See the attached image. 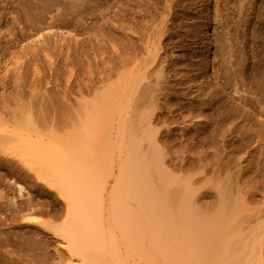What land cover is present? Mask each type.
Here are the masks:
<instances>
[{
	"label": "bare ground",
	"instance_id": "bare-ground-1",
	"mask_svg": "<svg viewBox=\"0 0 264 264\" xmlns=\"http://www.w3.org/2000/svg\"><path fill=\"white\" fill-rule=\"evenodd\" d=\"M126 1V4L131 2V0ZM180 1L183 2V0H164V5H162L159 0H151L149 3L152 7H147V5L142 9L140 8V12H138V9V17H134L136 12L133 11V6L127 5L124 9L123 0L115 1L117 9L114 10H117V14L115 11L116 17L114 18L117 21L115 22L117 23L116 34L118 38H116L115 49H113L114 44H112V49L115 50L116 55V61H114L116 65L114 64L115 72L111 71V73H114L115 83L114 79H112V84L108 81L114 87L112 88L109 85V89L108 87L105 89L103 87L106 83H102V88L105 91H102V88L101 91L104 94L102 96L99 91L100 93L98 92L99 94L94 97V102H98V104L93 103V109L89 106L92 101H85V103H89L85 106H82L84 103L79 102L82 104H79L81 105L79 109H85L84 115H87V118L84 119H86L85 121L89 119V122H87L92 128H89V125L83 120V111H78L77 114L76 110L74 114L79 116V113H81L82 115L79 118H82L83 122L80 119L81 122H76L78 119L76 115L77 119L76 117H72L75 118L73 120L71 117L69 118L71 119L69 124L73 127L72 123L75 121V124L82 126L81 130L72 133L73 135H67L68 137H61L63 139L55 138L54 141L44 142L41 138H33L29 135L32 132L38 133L36 131L37 121H33L35 119L31 118V114V116L24 114L26 117L22 115L24 118L19 115L18 120L15 117L16 122L19 123L18 128L28 131L27 135L15 134L14 138L17 141L15 149L20 153L23 162H26V166H29L28 168L34 172V175H37L42 183L44 182L65 202V208L67 209L65 222L59 226L54 225L55 227L52 224H44L46 226L50 225L51 228L48 230L54 231L59 238L65 240L66 244H62V248L64 247L66 251L64 253L55 252L57 255H54V252L53 254L44 251L39 253L31 250H29L31 253L23 254L21 252L19 254L9 252V249H5V252L3 247V250H0V264H264V179L259 178L260 172L258 174L256 172L258 169L249 171L255 163L258 166L264 163V127L257 132L255 131V135L253 134L247 140L248 145L244 150L245 153L235 161L233 167L229 168L232 162L223 161L219 156L214 157V161L211 160V215L202 212L198 207L199 201L205 195L203 188L207 187H193L195 182L198 184L208 179L207 165L205 164L206 154L201 153L198 155L188 146L183 149L170 148V146L163 148L158 142V135L161 131L158 125L161 124L165 129L164 138H172L174 132L180 130L181 137L185 141H193L194 137L201 133L204 134L211 126V122H208L209 116L206 117L204 114L206 106L214 100H219L221 106L226 107L225 104V106L222 105V98H218L217 90L210 88L208 82L200 79L201 75L198 74L200 70L194 71L185 64L186 58L184 59L183 49L179 44L183 43L181 46L186 49L189 44L187 42L198 45L199 41H195V29L193 32V28L190 26L192 23H189L190 25L187 23L185 36L180 33L183 25L179 27V31H174L178 27L177 21L180 16L174 9ZM185 1L189 2V11L191 9L207 21V14L204 11L207 4L202 3L200 0L198 2L194 0L196 3L192 2L193 0ZM243 3H246V1H240L241 9L239 11L241 12L237 13L238 18H236L242 21L243 25L239 22L242 26H235L240 28L235 29L233 27L235 33L230 34L233 36L231 39H229L230 35L228 38L219 37V33L220 40L215 41L214 49L216 51L214 52L215 56L213 55L215 60H213L216 63L213 75H215L214 79L218 83L220 82L224 88L232 89L230 93L238 94V109H244L250 104L252 109L259 107L264 113V84L261 86L264 83V66L259 69L261 74L252 80L251 77L247 76L246 67L242 66V64L245 65V63H242L243 60L248 61L247 57L250 54L247 57L244 54L245 59L241 60L238 69L237 66L233 65L234 61L231 62L233 48L240 44L241 49H244L249 43V37H247L249 32L246 33V27L253 23L252 15L254 11L252 10L253 12L249 14V10L244 15L242 13L245 7ZM237 5L234 12H236ZM218 12L222 14L220 11ZM193 22H195L194 18ZM205 22L203 23L205 24ZM225 27L223 28L227 31L229 25ZM123 33L125 40L123 39ZM174 37L176 40H174ZM123 40L125 44H123ZM259 40L263 41V39ZM254 41L256 43L257 38ZM204 45L206 46V44ZM201 48L204 49V47ZM247 50L249 49L247 48ZM191 52L192 50L190 54ZM194 54L196 55V53ZM218 62L222 63V68L220 66H218V69L216 68ZM246 66H248V63ZM3 77L0 79H3ZM104 77L106 79V76ZM2 81H5V79ZM6 84L4 83V85ZM3 90H6V88ZM100 94L102 98L96 100ZM235 105L237 104L233 106ZM88 108L91 112L87 111ZM8 110L7 114L10 111ZM13 113L12 115H15L16 112ZM7 114L2 115L7 116ZM226 118L228 119V117ZM2 119H5V117ZM8 119L10 118L6 117L5 119L7 122L4 120L7 124L10 121ZM13 120L14 117L11 118V121ZM214 120H216V117ZM4 121L2 120L5 125ZM2 122H0V125H3ZM16 122L14 125L17 124ZM96 125H100V127L96 128ZM109 125H111V129L114 125V129L109 128L112 131L110 132L112 139L109 133L108 136L106 135L109 132L107 129ZM78 126L74 125V127H77L76 130L80 128ZM84 126L86 129H83ZM98 129L102 131V135L101 132L97 131ZM252 130L250 129V131ZM192 132L194 134H191ZM102 136L104 142L101 141V146H97L99 141L96 139L99 137L98 139L102 140L100 139ZM160 139L162 140V138ZM95 141H98L96 142L98 144H95ZM241 141L243 140L241 139ZM196 143L194 144L196 145ZM194 144L192 143V145ZM110 145L114 146V151L118 154L116 158L111 157L115 153L111 151L113 147ZM96 146L101 149L105 146L103 147V149H107L104 150L107 152L105 155H108L109 149L112 148L110 152L113 154L110 156L111 153L109 152V156L104 157L103 154L101 158L99 155L101 149L97 150L99 151L98 154ZM96 153L98 154L97 157ZM186 153L199 159L200 167L198 171L200 172L194 171L192 173L194 180L191 177V182L179 183V179L177 180L173 176L174 171L171 174V169L168 170V167L165 166L166 162L164 160L169 158L174 162L181 157H187ZM185 159L187 160V158ZM118 161H120L118 165L119 172L116 173ZM182 162L184 163V160ZM175 164L173 165L175 166ZM166 165L168 166L167 163ZM225 168L227 172L223 175V169ZM198 174L202 176V179ZM112 178L114 184L109 191V179ZM181 184L184 186H181ZM157 185L160 186V191L157 189ZM19 191H21V188ZM175 192L181 194L176 209L173 206ZM106 200L109 202H106ZM105 202L110 204L107 212L110 215L106 214L107 217H110V220L104 215ZM33 221L37 222V220ZM33 237L30 236L31 239L27 237L29 240L21 238V241L18 242L20 246H27V249H29L28 247L37 246L41 242L37 237ZM7 241L10 240L4 238V235L0 238V243ZM17 247L19 248V246ZM20 249L19 251H21ZM45 250H47L46 247Z\"/></svg>",
	"mask_w": 264,
	"mask_h": 264
},
{
	"label": "rangeland",
	"instance_id": "rangeland-1",
	"mask_svg": "<svg viewBox=\"0 0 264 264\" xmlns=\"http://www.w3.org/2000/svg\"><path fill=\"white\" fill-rule=\"evenodd\" d=\"M115 1L117 2V0H0V78L4 76L3 79H5V81L2 82L1 80L3 79H0L1 82L0 85H2L0 86V113H1L0 116L2 118L5 117V119L6 117L10 118L8 119V121L10 120L9 124H7L6 123L7 120L2 119L0 117L1 119L0 122H2V120L6 121V122L4 121L5 125L3 124V122H2L3 125H0V236L3 237L4 235V238L10 240L7 242L0 243L1 251L3 249L4 251L5 249L6 250L9 249V252H14L19 254L21 252L23 254L31 253V251L42 253L44 251V252H50L51 254H53L54 252V255H57V253L55 252L64 253L66 251L64 247L62 248V246L66 244L65 240L59 238V236H57V234L54 231L51 232L50 230H48L51 228L50 226L51 224L53 227H55L56 225L59 226L65 222V219L67 218V209L65 208L66 207L65 202L62 199H60L56 195V193L52 191V189H50L46 184H44V182L42 183L41 179L37 175H34V172L28 168L29 166L28 167L26 166V162H23L24 160H22L23 158L20 157L21 156L19 155L20 153L17 152V149H15V144L17 143L16 138H14L15 134L22 133V135H27L28 133V131L18 128L19 123L16 122L15 117H17L16 119L18 120L19 115L21 117L22 115L25 116L26 114L29 115L31 114L32 115V116L30 115L31 118L33 117L32 119H35L33 121L35 122L37 121L36 122L37 124L35 123L37 125V130L36 128L35 130L38 133L32 132L29 135H31L33 138H41L44 142H48L50 140L52 141L53 139L55 140V138L63 139L61 137H65V136L68 137L69 134L73 135L72 133H76L81 130L82 126L80 127V125L78 126L77 124H75L74 123L75 121L73 122L74 124L72 123L73 127L70 126L69 123H71V119L72 120L75 119L72 117H76L78 111L80 112L82 110L83 120L85 121L86 119L84 118L85 117L87 118V115L86 116L84 115L85 109L84 110L79 109V107L83 103L84 104L82 106H85V104L89 105V103H85V101L89 100L90 102L92 101L90 103L91 105L89 106L90 108L92 107L91 109H93L92 105L93 103L94 104L96 103L94 102L95 101L94 97L98 95L100 92L102 93L103 96L104 93L102 91H105V89L112 84L113 82L112 79H114L113 77L114 73H111V71L115 72L114 64L116 65V62H114L116 61L115 59L116 55H115V50L113 49H115L116 47L115 46L117 44L116 38H118V35L116 34L117 21L116 18H114L116 17L117 14V10H114L117 9V4ZM125 1L123 0L125 7L124 9H126L127 5H130L131 7L133 6L132 9L134 12H136L134 14V17H138L137 14H139L138 12H140V8L142 9L147 5H148L147 7L150 8L152 7V5H150L149 3L151 0H145V1L131 0V2L128 4H126L127 1L126 2ZM195 1L198 2L199 0H195ZM195 1L193 0L192 2L196 3ZM200 1L208 5L205 6L206 9L204 10L205 13L207 14L206 17L207 21L204 20L202 16L194 13V11H192L191 9L189 11L188 10L189 2L187 1L188 2L187 3L185 0H183V2L180 1L181 4L180 3L177 4L178 7L177 5L175 6L177 10L174 9V11L178 13V16L180 15L177 21L178 27H176L174 31H179V27L183 25L184 27L182 26L183 29L181 28L180 33L185 36L186 33L185 29L188 27L189 23L190 24L192 23L191 25L190 24L189 25L191 26V28H193V32L195 29L194 35H196L197 38V39L195 38V41H199V42L198 45L191 44V42H187V44L188 43L189 44L188 46H186V49L185 47L181 46V44L183 43L179 44V46L183 49L184 59L185 58L187 59V60L185 59V64L191 67L192 69H194V71L196 70L201 71L198 72V74L201 75L200 79L208 82L210 88L212 87L213 89L217 90V93L219 95L218 98H222V102H223L222 105L225 104L226 107H222L221 102H219V100H214L206 106L207 108L204 110V114L206 115V117L209 116L208 122H211L210 123L211 126L210 128H208L209 131L207 130V132H204V134L201 133L200 135L194 137L193 141L191 140L190 142L185 141L181 137L180 130L174 132L175 133L174 137L172 136V138L171 137L164 138L165 129L161 124L158 125V128H161L162 131V132L160 131L158 135L159 136L158 142L159 144H161L163 148L164 147L168 148V146H170V148L176 147L178 149H183L185 147L187 148L188 146L189 148L191 147L193 149V152L197 153L198 155H200L201 153H204V155L206 154L205 164L207 165L206 172H208V179L198 184L197 182H195L193 187L194 188L199 186L207 187V188H203L204 189L203 192L205 195L199 201L200 203L198 207L202 212L211 215V163H212L211 160L214 161L213 158L219 156L220 158H222L223 161L225 160L232 162L229 165V168L233 167L235 161L245 153L244 150H246L245 148L248 145L247 140H249L253 136L255 131L257 132L262 127H264V113L259 107L252 109V105L250 104L246 106L247 109L246 108L238 109L239 108L238 107L239 102L237 101L238 94L235 95L233 93H230L232 92V89L229 87L231 89L230 91L228 87L224 88L220 82L219 84L214 79L215 75H213L214 74L213 71L215 70V63H216L214 61L215 60L214 52L216 51V49H214L215 41L217 39L220 40L219 37L221 36H223V38H228L230 34L233 35L235 33L234 30L236 28H240L238 26L243 25L242 21L236 19L238 18L237 15L241 12L239 11L241 9L240 8L241 0H200ZM244 1H246V3H243L245 7L242 13H244L245 15L246 13H248L247 11L249 10H250L249 14L250 12L254 11L253 12L254 16L252 15L253 18L251 17L253 23H251L249 26L246 27V33L249 32L247 33V37H249V43L244 49L243 48L241 49V45L237 43L238 44L236 45L237 47L235 46L233 48L234 50H232L234 52L232 53L231 62L234 61V63L233 62L232 63L233 65H235V67L237 66L236 68L238 69L242 62L241 60L245 59V55L247 57V55L250 54L247 57V60L249 62L243 60L242 63H245V65L242 64V66L246 67L248 73L247 76L251 77V79L254 80L255 77L261 74V72H259L260 67L264 66L263 63L264 61V55H263L264 54V47H263L264 46L263 45L264 44L263 43L264 0H255V1L244 0ZM159 2L162 3V5H164L163 4L164 0H159ZM184 5L185 7H183ZM236 5L238 7H236V12H234L235 11L234 8ZM182 7L183 10L181 11ZM223 9L227 11H224ZM218 11H220L222 14H220ZM182 15L187 17H183ZM218 15L219 16L221 15L222 18L221 16L219 17ZM208 16L211 20L208 18ZM197 17L201 20H199ZM193 18L195 22L197 21L196 24L195 22H193ZM215 18H217L218 20ZM234 18L237 22L234 20ZM203 22H205V24ZM232 23L234 24L233 26ZM226 25H229L230 27L227 28V31H225L224 29L226 28L225 27ZM233 27H235V29H233ZM112 29H114L115 31ZM227 32L229 33L227 34ZM124 33H123V39L125 40ZM232 35H230L229 39L233 37ZM214 36L216 37L219 36V37L216 38ZM256 38L257 41L255 43L254 40H256ZM259 39H263V41ZM174 40H176V38ZM112 44H114L113 45L114 48L112 47ZM123 44H125V41L123 42ZM204 44H206V46ZM201 47H204V49ZM247 48L249 50H247ZM191 50L192 52L190 54ZM194 53H196V55ZM255 53L256 55H254ZM104 54H106L105 55L106 58L104 57ZM112 55H114L115 57H113ZM102 58L105 59L106 61L103 60ZM260 58L261 60L259 61ZM192 60H194L193 62L195 64L192 62ZM246 62L248 63V66H246L247 64ZM111 63L113 64L112 66ZM198 63L201 64L199 65ZM217 64H218L216 65L217 69L219 68L218 66L222 68L221 62H218ZM105 67H107L108 69ZM103 71L105 72V74H103L104 73ZM110 73L111 75H109ZM104 76H106V79ZM103 79L106 81H104ZM108 81H110L111 84H109ZM104 82L106 83V85L104 84L105 87L102 86L103 85L102 83ZM215 82L219 86L220 85L221 86L219 87ZM4 83H7L9 85L7 84L4 85ZM114 83H115V79H114ZM263 84L264 83H262L261 86H263ZM102 87L105 89L103 90ZM110 87L113 88L114 86L111 85ZM4 88H6L7 91L3 90ZM222 90L223 91L226 90L227 92L226 91L223 92ZM102 96L100 94L99 97L96 98V100L97 99L99 100L100 98H102ZM229 99L232 100L230 101ZM79 102H81L82 104ZM233 103L237 105L233 106L234 105ZM96 104H98V102ZM8 107L10 111L8 110ZM7 110L9 111L8 112L9 116L7 114ZM12 110L16 112L15 115H12L14 114L13 113L14 111ZM76 110H77V114H74L76 113ZM87 111H89V108L87 109ZM89 112H91V110ZM4 113L7 114V116L2 115ZM82 114L79 113V116ZM234 114L235 116L233 117ZM79 116L78 119L76 117L77 119L76 122L77 121L83 122V120H81L82 118L80 119ZM13 117L14 120L11 121V118L13 119ZM70 117L71 119H69ZM215 117L216 120H214ZM226 117H228V119ZM87 121L85 122L89 125V128H92L88 123L89 121L88 122ZM15 122L17 124L14 125ZM234 122H236L237 125L236 123L235 125H233ZM229 123L231 124V126L232 125L233 126L231 127ZM74 125L80 128L76 130L77 127H74ZM109 126L107 128L108 130L109 128L111 129V125ZM113 126L114 125H112V129H114ZM98 127H100V125L98 126L96 125V128ZM83 129H86L85 126ZM100 129L102 130V127ZM100 129H98L97 131L101 132L100 134L102 135V131H100ZM250 129L253 130L250 131ZM110 132L112 131L109 130V132H107L106 135L108 136L109 133L110 136ZM191 134H194V132H192ZM220 136H224L222 138L225 139H222ZM110 137L112 139V136ZM98 138L96 140L99 141V144L96 143L98 141H95V144H98L97 146L102 144L100 143L101 141L104 142L102 139L103 136L100 137V139L102 140H99ZM160 138H162V140ZM163 138L165 139V141ZM241 139L243 141H241ZM196 142H198L200 145ZM180 143L182 146L180 145ZM192 143L193 144L196 143V145L195 144L192 145ZM110 146L113 147V149L109 147L110 149H112L111 151L113 152L115 150L114 146L113 145ZM98 149L101 148L97 147L96 151ZM102 149L99 150L101 154H99L98 153L99 151H97V153L101 156V158L103 154L104 157L109 156V154L111 153L110 149H109L110 153L108 152V155H105L107 153L105 152L107 149H103V150ZM97 153H96V157L98 155ZM113 153H115V155H112ZM113 153H111L110 156L112 155L111 157L116 158L118 155L117 152L114 151ZM197 154L196 156H198ZM186 156L187 157L184 158L181 157L179 159H176L178 160V161L175 160L176 162L175 161L172 162L169 158H167L168 160L165 159L167 161L164 160V162L168 164L167 166L165 163V166L168 167V170L171 169L170 173L175 174V175L173 174V176L176 177L177 180L179 179V183H184L186 181L191 182V177H193L192 173L194 171H198L200 167L199 159L187 153ZM185 158H187V160ZM183 160L184 163L182 162ZM119 163L120 161H118L116 165L117 167L116 173L119 172L118 171ZM174 163H176L175 166L173 165ZM195 164L197 167L195 166ZM169 165H171L170 168ZM249 171H256L257 174L260 172L259 178L261 180L264 179V163H262L261 166H258L257 163H255ZM199 172L200 171H198V173ZM223 172H224L223 175L226 174L227 169L226 168L223 169ZM198 176H200V179H202L201 175L198 174ZM109 180L110 182L108 188L110 191L112 185L114 184V179L112 178ZM181 186L184 185L181 184ZM20 188L21 191H19ZM157 189L160 191L161 188L159 185H157ZM180 198H181V194L175 192L174 202H173V206L175 209L177 208V205H179ZM106 202L109 201L106 200ZM106 202L104 203V206L106 207L104 208L105 209L104 215L106 216L107 219L110 220V217L109 216L107 217V215H110V213L109 214L107 213L109 211L108 206H110V204ZM40 206L41 208H39ZM32 209L33 210L35 209L34 210L35 212L31 211ZM33 220H37V222ZM44 223L46 225L50 224L49 225L50 227L46 226ZM53 232L55 233L56 236L53 234ZM30 236L31 238H34L33 236H35V238L37 237L38 240L40 239L39 242L40 241L41 242L39 243V245L37 244V246H32L33 248L28 247L29 249H27V246H25L26 248L23 245H22L23 247L20 246V243L18 241H21V238L29 240L31 239ZM62 240L64 241V243H62L63 242ZM7 244H9V246H7ZM17 246H19V248ZM45 247L47 250H45ZM19 249L21 251H19ZM56 249L59 250L57 251Z\"/></svg>",
	"mask_w": 264,
	"mask_h": 264
}]
</instances>
